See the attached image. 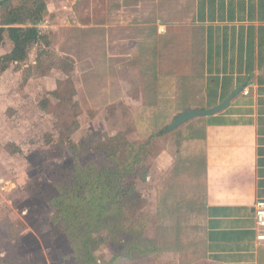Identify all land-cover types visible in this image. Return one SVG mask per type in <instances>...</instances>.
I'll return each instance as SVG.
<instances>
[{
	"label": "rangeland",
	"instance_id": "374dc122",
	"mask_svg": "<svg viewBox=\"0 0 264 264\" xmlns=\"http://www.w3.org/2000/svg\"><path fill=\"white\" fill-rule=\"evenodd\" d=\"M45 1L53 11L28 59L0 60V264H78L52 222V175L76 163H98L89 148L95 144L81 143L119 133L150 141L149 176L137 180L144 200L138 228L156 250L130 254L125 242L132 236L122 235L96 254L108 261L120 255L118 264H205L202 127L187 121L169 130L180 112L155 103L151 94L150 60L163 58L168 37H188L174 50L198 56L193 0L189 6L184 0V9L182 0H171L172 15L164 14L169 0H159L156 16L149 15L150 0ZM197 63L189 64L194 73ZM71 142L80 147L78 156Z\"/></svg>",
	"mask_w": 264,
	"mask_h": 264
},
{
	"label": "crops",
	"instance_id": "0c3cea01",
	"mask_svg": "<svg viewBox=\"0 0 264 264\" xmlns=\"http://www.w3.org/2000/svg\"><path fill=\"white\" fill-rule=\"evenodd\" d=\"M193 2L198 56L174 50L188 43V37H168L163 58L155 54L150 60L155 65L151 94L155 103L167 105L157 108L180 113L209 110L231 97L220 111L188 120L200 123L199 142L205 149L199 198L203 259L205 264H264V241L257 238L255 218V204L264 200V0ZM158 3L150 0L149 15H158ZM170 3L165 15L174 13ZM3 45L0 60L13 48L11 41L4 53ZM196 61L200 69L194 73L189 64Z\"/></svg>",
	"mask_w": 264,
	"mask_h": 264
},
{
	"label": "trees",
	"instance_id": "16d2710c",
	"mask_svg": "<svg viewBox=\"0 0 264 264\" xmlns=\"http://www.w3.org/2000/svg\"><path fill=\"white\" fill-rule=\"evenodd\" d=\"M5 0L0 4V46L8 33L12 50L2 57L8 62H23L29 49L43 34L38 25L46 22L45 0ZM5 68V66H4ZM78 129V122H72ZM88 142L95 145L90 147ZM72 143L76 156L80 147ZM81 145L96 150L98 163L62 168L52 175L56 194L50 199L54 209L52 222L67 238L72 256L78 264H118L120 255L101 260L96 251L108 240L131 235L125 243L130 254L136 250L148 254L156 250L144 233L139 232V212L144 200L137 180H147L150 168L145 161L150 154V141H132L126 133L107 140L89 139Z\"/></svg>",
	"mask_w": 264,
	"mask_h": 264
},
{
	"label": "water",
	"instance_id": "95a60500",
	"mask_svg": "<svg viewBox=\"0 0 264 264\" xmlns=\"http://www.w3.org/2000/svg\"><path fill=\"white\" fill-rule=\"evenodd\" d=\"M5 0H0V4ZM231 100V97L228 98L226 101L221 103L220 105L216 106L215 108L209 109V110H201V109H188L186 111L181 112L178 114L171 124L168 126L169 130L175 129L179 127L181 124L185 123L186 121L197 117V116H203V115H210L213 113H216L220 111L221 109L225 108Z\"/></svg>",
	"mask_w": 264,
	"mask_h": 264
},
{
	"label": "built area",
	"instance_id": "2783aa9c",
	"mask_svg": "<svg viewBox=\"0 0 264 264\" xmlns=\"http://www.w3.org/2000/svg\"><path fill=\"white\" fill-rule=\"evenodd\" d=\"M45 24L40 23L38 27L43 29ZM248 90H245V93H248ZM255 218L257 224V238L260 241H264V200H259L255 204Z\"/></svg>",
	"mask_w": 264,
	"mask_h": 264
}]
</instances>
